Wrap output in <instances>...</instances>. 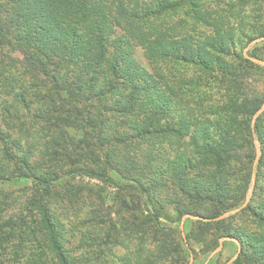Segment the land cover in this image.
I'll return each mask as SVG.
<instances>
[{
	"label": "trees",
	"instance_id": "trees-1",
	"mask_svg": "<svg viewBox=\"0 0 264 264\" xmlns=\"http://www.w3.org/2000/svg\"><path fill=\"white\" fill-rule=\"evenodd\" d=\"M260 38L264 0H0V264H264Z\"/></svg>",
	"mask_w": 264,
	"mask_h": 264
},
{
	"label": "rangeland",
	"instance_id": "rangeland-1",
	"mask_svg": "<svg viewBox=\"0 0 264 264\" xmlns=\"http://www.w3.org/2000/svg\"><path fill=\"white\" fill-rule=\"evenodd\" d=\"M108 8H112V4L108 3ZM264 38H260L257 40H254L251 42L248 47L245 50H253V48L257 46H264ZM259 43V44H258ZM258 44V45H257ZM138 58L142 61L145 62L143 54L141 50L136 51ZM17 57L21 58L20 55H17ZM176 114H173V118L175 117ZM257 146V158L255 163L259 162V159L261 157V145L260 142H256ZM200 172V173H199ZM204 173L203 170L198 169V171L193 172V174H201ZM116 178H119L117 174H114ZM201 178V176H200ZM80 180V179H79ZM85 182H89L90 180L87 178H83ZM203 181H205L202 178ZM256 186V171L252 175V180L250 182V187L246 195V201L244 204L236 209H233L231 211H228L221 215L218 218L214 219H206L203 217H197L193 216L192 214H185L183 215L179 210H178V204L180 207L183 209L185 206V199L178 201L176 198L172 197H167L162 201V204H159L157 207V216L159 217V221L162 226L166 228H178L180 229L181 233L183 236H189V234H192L194 228L198 224L197 222H218L220 220L229 218L237 212H239L242 208L246 207L248 203L251 201L252 196L254 194ZM21 187L16 186L13 189H20ZM173 192H176L174 185L171 186L169 184V191L167 192L168 195H172ZM196 234L193 233L191 236V239L195 236ZM192 245L196 249L197 252V259L195 261V264H234V262L237 260L239 253L241 252V244L238 242L236 239H231V238H222L219 240V246L211 253H206L202 251V245L199 242H193ZM231 261H233L231 263Z\"/></svg>",
	"mask_w": 264,
	"mask_h": 264
},
{
	"label": "water",
	"instance_id": "water-1",
	"mask_svg": "<svg viewBox=\"0 0 264 264\" xmlns=\"http://www.w3.org/2000/svg\"><path fill=\"white\" fill-rule=\"evenodd\" d=\"M263 65H264V63H262ZM262 112H264V106H263V108L259 111V114L260 113H262ZM233 261H231V263H232Z\"/></svg>",
	"mask_w": 264,
	"mask_h": 264
}]
</instances>
